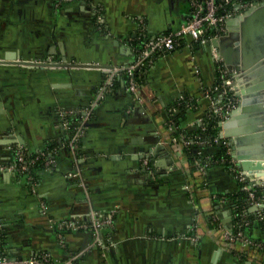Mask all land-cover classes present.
<instances>
[{"label": "crops", "instance_id": "obj_1", "mask_svg": "<svg viewBox=\"0 0 264 264\" xmlns=\"http://www.w3.org/2000/svg\"><path fill=\"white\" fill-rule=\"evenodd\" d=\"M189 11V0H0L4 254L27 259L49 253L60 263L78 253L76 264H264L255 251L246 255L242 245L226 242L224 232L236 214L225 196L238 187L228 167L212 164L201 176L165 126L166 108L181 95L196 104L185 128L198 125L209 111L205 92L219 80L209 50L181 47L141 68L139 98L129 90L127 72L113 73L135 63L142 37L177 29ZM226 28L225 37L231 35ZM241 74L236 83L247 98H238L232 133L251 124V107L257 105L247 91L252 80ZM243 98L252 101L243 107ZM213 99L222 100V93ZM83 118L76 159L69 143ZM261 142H245L246 150ZM19 147L57 150L56 166L39 170L35 190L15 170ZM76 168L81 176L69 177ZM262 173L253 170L249 182L264 196ZM188 183L193 190L186 189ZM249 212L257 210L250 204ZM101 215L113 217L98 231L102 245L94 243L93 230L63 232L52 222H91ZM260 223L254 222L250 237H264Z\"/></svg>", "mask_w": 264, "mask_h": 264}, {"label": "built area", "instance_id": "obj_2", "mask_svg": "<svg viewBox=\"0 0 264 264\" xmlns=\"http://www.w3.org/2000/svg\"><path fill=\"white\" fill-rule=\"evenodd\" d=\"M264 2V0H189L190 11L187 19L175 30H171L165 33L158 34L154 37H146V39L141 44L138 49L137 59L134 64L128 67H115L113 73H118L120 71H125L130 76L128 79L129 90L134 94L136 98L140 97L141 83H139L133 74L135 70L144 68L152 64L155 59L160 55L165 54L170 51H174L181 47L195 48L194 45L198 44L200 47H205L209 50L213 56L218 67L219 80L217 84L206 90L205 95L209 97L212 101L211 107L209 109V114H214L218 118V124L221 127L220 137H216L215 141L222 138L223 143L228 147V153L230 152V145L227 139L224 137V123L229 119L232 111L238 104L239 96L236 95V81L240 74L238 68H229V66L224 62L223 57L220 54L219 47L214 45V40L222 39L226 36V22L228 19L236 17L237 15L244 14L250 7L255 6L257 3ZM234 68V69H233ZM112 82L109 81V84ZM106 92V87H103V95ZM221 92L223 99H213L212 95ZM185 98L181 95L180 99ZM193 99H189L191 103ZM192 104V103H191ZM204 123V118L200 119L199 125ZM165 124H168V120L165 119ZM86 125V119L80 122L77 127L76 132L70 139L69 148L75 154L76 159L80 155V147L78 139L81 136V128ZM168 129L170 132L174 133L177 131L178 127L173 123L168 124ZM181 140L184 150H186L191 145H204L205 140L195 137H186L184 134L179 133L178 136H174V140ZM222 143V142H221ZM28 149L19 147L17 150V165L15 170L26 177L31 185V189L35 190L37 186V178H35L29 172L30 166L35 164L41 157H46L44 161L45 169L53 170L57 164V158L55 154L56 149H47L41 151L38 155L30 157L28 155ZM231 155V159L227 158H212V156H207L202 161H196L195 166L197 167L198 173L203 176L204 170L207 166L212 164L228 163V169L234 176L238 184H241L242 189L247 191L250 204L253 206H260L264 203V196L257 193V188L250 184L249 175L247 171L244 170L239 161ZM228 160V161H226ZM145 164L150 168L148 160H145ZM3 169V166H0ZM69 177H80L81 173L76 168L75 170L68 173ZM82 183V181H81ZM83 184V183H82ZM186 189L191 191L193 187L190 183L186 185ZM239 216V217H238ZM231 227L224 232L226 242L230 245H242L244 248V253L246 255H251V251H255L260 257V261L264 263V240L259 241L250 237L246 233V227L249 225L250 220L245 217V215L239 214ZM258 220L264 222V210L257 209ZM53 226L59 229H88L93 230L95 233L96 245H102L103 240L98 237L99 229L105 224L111 225L113 222L112 215H101L91 222H82L77 220H62L54 219L52 220ZM236 227V228H235ZM102 240V241H101ZM230 247V246H228ZM231 248V247H230ZM249 253V254H248ZM78 258V253L72 255L67 260L57 263L55 262L49 253H42L38 256H33L27 259L22 258H11L7 255H0V264H76Z\"/></svg>", "mask_w": 264, "mask_h": 264}, {"label": "water", "instance_id": "obj_3", "mask_svg": "<svg viewBox=\"0 0 264 264\" xmlns=\"http://www.w3.org/2000/svg\"><path fill=\"white\" fill-rule=\"evenodd\" d=\"M226 23L231 35L214 40L213 43L219 47L220 54L229 67L239 65L238 67L242 71L241 76L252 80L247 91L252 96L256 95L253 97V101L257 102V105L251 107L252 110H255V117L252 118L251 124L245 130L239 129L236 133L229 131V128L235 125V121L239 120L240 108L234 109L230 118L223 124L224 133L225 136L230 138V145L234 150L233 156L239 161L241 167L247 171V174L252 175L253 170H256L258 175H262V172H264V105L261 104L263 100L261 94L264 92V2L250 7L244 14L228 19ZM239 37L240 39H235ZM26 62L36 65L54 64ZM258 73H260V77ZM237 82H242L239 77ZM239 85L238 87L236 83V88L239 89L236 95H243L244 98H247V94L241 89V84ZM244 98L241 104L243 107L252 101L249 98ZM259 138L262 139V142L256 148L254 145V148L246 150L245 142ZM249 154L255 157L251 158ZM259 208L264 210V203L259 207L254 206L255 210Z\"/></svg>", "mask_w": 264, "mask_h": 264}, {"label": "trees", "instance_id": "obj_4", "mask_svg": "<svg viewBox=\"0 0 264 264\" xmlns=\"http://www.w3.org/2000/svg\"><path fill=\"white\" fill-rule=\"evenodd\" d=\"M146 39V37H142L139 40V43H143V41ZM194 47H200L198 44L194 45ZM128 75V74H127ZM129 75L127 78L129 79ZM133 77L139 82H143V75L141 73L140 69L135 70ZM190 98L189 96H185L183 99H177L173 104L168 106L166 108V120H168L169 123H173L175 126L178 127L177 131L173 133L174 136H178L179 133L184 134L186 137H195L205 140L206 144L204 145H191L189 146L185 151L186 155L188 157L189 163L192 165L193 169H197L195 166L196 161H202L204 163V159L207 158V156H212V158H227L231 159V155L228 153V147L223 143V139L220 138L218 141H215L216 137H220L221 127L218 124V118L214 114H209L206 112V115L204 117V123L202 125H196L192 129L185 128L184 127V120L186 119L187 113L191 110H194L195 107V98L192 100V104L189 102ZM168 124H165V126H168ZM222 142V143H221ZM215 148L217 152H211L208 151L210 148ZM70 149V148H69ZM28 155L30 157H34L38 155L40 152H30L27 150ZM55 157H58V154H55ZM46 157H41L36 161L35 164L31 165L29 170L26 172H29L32 174L35 178H38L39 170L44 169V161ZM228 161V160H226ZM224 167L227 168L228 163H220ZM209 167V166H208ZM24 176V175H22ZM30 184V183H29ZM257 193L259 195H263L261 190L257 189ZM219 197V196H218ZM225 199L227 203L231 204L232 208L234 209V212L236 214V217L239 214L245 215L246 218L250 220L249 225H247L246 233L248 234V231L253 227L254 222L258 220L257 213H251L249 212L250 208V201L248 197L247 191L242 189L241 184H238V187L235 191L232 193H229L225 196ZM239 217V216H238ZM237 219V218H235ZM209 222L211 224H215L216 221L211 217L209 219ZM261 229L264 232V222L261 221L260 223ZM236 228V227H235ZM59 229V228H58ZM57 229V230H58ZM63 232H70V228L65 229H59ZM259 241H263L264 237L262 239H256ZM0 255H7L4 254L3 251L0 248ZM8 256V255H7Z\"/></svg>", "mask_w": 264, "mask_h": 264}, {"label": "flooded vegetation", "instance_id": "obj_5", "mask_svg": "<svg viewBox=\"0 0 264 264\" xmlns=\"http://www.w3.org/2000/svg\"><path fill=\"white\" fill-rule=\"evenodd\" d=\"M236 40H238V39H240V37L239 38H235Z\"/></svg>", "mask_w": 264, "mask_h": 264}]
</instances>
